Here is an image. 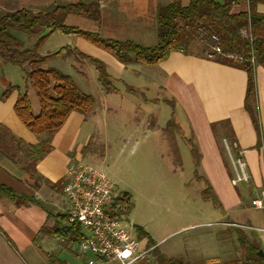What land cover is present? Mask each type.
<instances>
[{"label": "crops", "instance_id": "1", "mask_svg": "<svg viewBox=\"0 0 264 264\" xmlns=\"http://www.w3.org/2000/svg\"><path fill=\"white\" fill-rule=\"evenodd\" d=\"M190 1L181 0L182 6L187 7ZM0 2V7L4 8L7 4L16 5L15 8L6 7L3 13L21 9L46 12L70 4L94 3L100 11V23L69 15L65 19V25L98 33L106 40L130 41L142 47H154L158 43L160 9L173 0H26L25 3L22 0H0ZM257 9L260 14H264L263 4ZM248 11L247 4L234 5L232 8V13L235 14ZM57 33L65 35L71 43L61 48V50L68 48L69 52L56 58L74 61L72 67L75 74L66 73L62 69L60 71L69 75L82 92L90 94L93 85L92 80L88 82L86 71L89 70L91 77L94 76L98 82L102 70L109 76L111 83L117 76V80L126 87L130 85L128 87L138 95H141L142 91L148 94L154 90L161 97L146 96V101H163L174 113H181L174 121L178 129L172 130L175 137L176 132L177 135L182 133L191 135L190 139L186 135L182 136V139L189 141V145L200 157V170L205 178L206 190L211 189L215 198L208 199L207 202L217 206L223 213V218L218 219L220 223L213 224L229 228L237 226L225 225L226 223L264 228V209H256L251 205L254 192L264 188L263 67L256 68L255 108L260 119L258 131L245 107L248 73L241 68L199 54L173 52L165 61L155 66L146 65L151 69L141 72L143 64L125 66L110 53L83 37L62 31H55L49 36L41 49L42 55L47 54L43 52L44 47ZM14 34L29 47L36 42V38L26 34L20 32ZM80 54L96 60L97 63L84 59ZM7 65L19 67L0 60V185L9 188L15 197L0 198V264H90V261H94V264H117L96 260L92 255H82L78 249L81 238L79 233L75 231L67 235L57 233V228L69 227L67 220H63L67 218L70 208L63 193V183L68 169L74 161L82 162L84 158L86 145L92 141V135L95 133V129L89 131L88 128H96L97 122L102 123L104 127L107 126L111 106H95L86 114L72 113L65 125L50 137L51 151L42 160L34 163L29 150L30 147L39 144L40 138L27 129L15 112L19 92L24 91L26 85H12L8 81L14 68ZM99 82L104 87L102 82ZM136 83L141 84L138 87ZM112 86L114 87L113 84ZM11 87H14L13 90L5 96ZM119 91L114 87L110 92ZM104 93L107 94V91ZM5 131L9 136L5 135ZM12 137L19 144L18 151L14 149L16 143ZM224 141L237 143L245 151L243 159L246 165L248 164L249 183L234 184L235 173ZM5 148L8 150L11 148V152L7 153ZM234 153L237 154V150ZM137 229L136 235L139 236L142 227L137 226ZM85 233L86 231L81 229V234ZM145 233L149 242L153 241L155 244L151 246L148 242L145 246L156 248L153 250L154 256H151L153 252L150 253L148 262L138 264H159L156 251L159 248L158 244L164 239L156 242L150 233ZM246 238L250 244H256L252 238ZM256 245L264 249V245L258 243ZM243 247L244 260L247 247ZM159 254L172 259L182 258L187 264H197L187 262L183 256L174 257L164 252Z\"/></svg>", "mask_w": 264, "mask_h": 264}, {"label": "rangeland", "instance_id": "2", "mask_svg": "<svg viewBox=\"0 0 264 264\" xmlns=\"http://www.w3.org/2000/svg\"><path fill=\"white\" fill-rule=\"evenodd\" d=\"M6 7L10 9L16 5L7 4ZM5 8L1 6L0 13ZM69 43V38L57 33L49 39L43 52L53 54ZM73 64L71 60L52 58L44 68L62 69L74 75ZM7 66L14 68L8 81L12 85L25 86L23 69ZM148 68L143 65L140 69L145 72L151 69ZM86 73L88 82L93 81L88 95L96 99V106H111V109L106 127L97 122L96 128H88L89 131L95 129V133L92 141L86 145L82 163L104 173L114 184L115 195L129 199L133 207L128 213L127 223L135 226L134 234L138 231L137 226L142 227L154 241L164 239L158 244L157 254L164 252L174 257L183 256L187 262L193 263L228 264L242 261L244 247L240 235L264 245V233L213 224L220 223L218 219L223 218V213L204 199L206 183L200 170V157L189 141L182 139L185 135L190 139L191 135H177L176 132L175 137L173 131L178 129L174 121L181 113H174L163 101H146V96H160L154 90L148 94L142 91L138 95L116 76L112 84L120 91L111 93L100 84V80L97 82L94 76L91 77L89 70ZM77 79L81 81L78 76ZM136 84L139 87L141 83ZM103 91H107V94ZM29 99L33 114L38 115L40 104L36 91L31 87ZM247 169L250 174L248 164ZM138 238L146 247L148 236ZM151 256H154V252Z\"/></svg>", "mask_w": 264, "mask_h": 264}, {"label": "trees", "instance_id": "3", "mask_svg": "<svg viewBox=\"0 0 264 264\" xmlns=\"http://www.w3.org/2000/svg\"><path fill=\"white\" fill-rule=\"evenodd\" d=\"M241 4H247L249 11L232 13L233 6ZM261 4L264 5V0H224L223 2L191 0L190 4L184 7L181 0H173L172 3L160 9L158 43L154 47H142L130 41L106 40L98 33L65 25V19L69 15L100 23V11L94 3L70 4L46 12L21 9L0 13V60L21 67L26 78V87L24 91L19 92L15 112L27 129L40 138L39 144L30 147L29 150L33 162L42 160L51 151L50 137L65 125L72 113L86 114L96 106L95 98L82 92L69 75L56 68H44L50 59L65 56L69 52L68 48H64L53 54L42 55L43 44L55 31L79 35L110 53L125 66L134 63L155 66L165 61L171 53L180 51L188 55L199 54L204 57L211 53L214 46L212 36H217L221 54L216 55L214 60L241 68L248 73L245 107L260 131L255 106L256 68L258 66L264 68V14H260L257 9ZM243 31H246L248 35L244 36ZM14 32L36 38L35 44L32 47L27 46L15 36ZM80 55L84 59L97 63L90 57ZM228 55L238 60L229 58ZM100 73L99 80L107 90L113 91L114 87L109 81V76L102 70ZM30 87L36 91L39 100L38 115L32 112L28 94ZM13 88H9L5 96ZM4 133L9 136L7 131ZM13 140L16 143L14 149L18 151L19 144L16 139L13 138ZM5 151L11 152V148L9 150L5 148ZM203 195L204 199H215L211 189L205 190ZM2 197L14 198L15 195L9 188L0 185V198ZM63 220L68 222V216ZM57 230L60 235L75 231L82 237L81 228L77 225H69ZM139 231L140 237L147 236L142 229ZM240 242L247 247L245 259L228 264H264V256L258 255V252L262 250L260 246L250 244L244 235H240ZM149 244L155 245L153 241ZM156 256L159 264H187L182 258H167L159 253Z\"/></svg>", "mask_w": 264, "mask_h": 264}, {"label": "built area", "instance_id": "4", "mask_svg": "<svg viewBox=\"0 0 264 264\" xmlns=\"http://www.w3.org/2000/svg\"><path fill=\"white\" fill-rule=\"evenodd\" d=\"M243 35L248 34L243 31ZM211 39L214 46L211 53L204 57L214 60L216 55L221 54V47L217 36ZM228 57L238 60L232 55ZM224 145L234 169V184L249 183L250 176L243 159L245 151L237 143L224 141ZM236 150L237 154L234 153ZM114 188L104 173L77 160L70 165L63 183V193L70 205L68 224L77 225L86 231L79 240L78 249L84 256L92 255L96 260L117 264L148 262L154 247L142 246L134 234L135 226L127 223L131 202L126 196L115 195ZM251 205L256 209H264V188L254 192ZM225 225L264 233V228ZM89 263L94 264V261Z\"/></svg>", "mask_w": 264, "mask_h": 264}, {"label": "water", "instance_id": "5", "mask_svg": "<svg viewBox=\"0 0 264 264\" xmlns=\"http://www.w3.org/2000/svg\"><path fill=\"white\" fill-rule=\"evenodd\" d=\"M247 65H249V62H247ZM258 255L261 256V257H263L264 256V251L263 250H260L258 252Z\"/></svg>", "mask_w": 264, "mask_h": 264}]
</instances>
